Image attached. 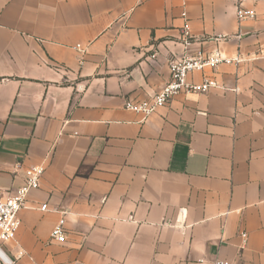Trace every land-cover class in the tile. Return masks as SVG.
Masks as SVG:
<instances>
[{
    "label": "crops",
    "instance_id": "obj_1",
    "mask_svg": "<svg viewBox=\"0 0 264 264\" xmlns=\"http://www.w3.org/2000/svg\"><path fill=\"white\" fill-rule=\"evenodd\" d=\"M215 49L220 87L124 108ZM34 165L0 264H264V0H0V196Z\"/></svg>",
    "mask_w": 264,
    "mask_h": 264
},
{
    "label": "built area",
    "instance_id": "obj_2",
    "mask_svg": "<svg viewBox=\"0 0 264 264\" xmlns=\"http://www.w3.org/2000/svg\"><path fill=\"white\" fill-rule=\"evenodd\" d=\"M236 18L241 21L253 19L256 12L253 9L243 8L238 4L235 10ZM181 17L183 24V41L185 46L190 44V33L187 14L182 11ZM79 51L84 52L80 44L75 46ZM241 58L237 55L234 58H228L222 54L219 49L212 52L197 51L193 55H181L172 58L168 63L169 78L167 82L152 96L147 99L133 101L126 99L124 108L127 110L139 112L143 116H148L158 108L166 105L177 94L206 92L211 88H218L220 84L212 76H204L200 82L189 80V76L194 71H202L206 68L213 69L220 63H239ZM44 172L42 165H34L25 170L24 183L18 187L15 192L8 196H0V242H9L15 237L19 228V211L25 207L27 195L29 192L39 186V181ZM40 210H47V205L42 204ZM50 240L59 244L65 242V212H61L58 221L50 230ZM246 233H241L243 242L246 241ZM23 252H18L17 258L21 257ZM45 264V263H38ZM212 264H233L225 259H215ZM243 264V263H238Z\"/></svg>",
    "mask_w": 264,
    "mask_h": 264
}]
</instances>
